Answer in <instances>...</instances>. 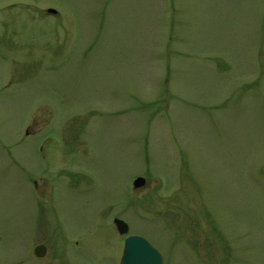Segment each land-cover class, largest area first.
I'll return each instance as SVG.
<instances>
[{
	"label": "rangeland",
	"instance_id": "374dc122",
	"mask_svg": "<svg viewBox=\"0 0 264 264\" xmlns=\"http://www.w3.org/2000/svg\"><path fill=\"white\" fill-rule=\"evenodd\" d=\"M115 217L264 264V0H0V264H118Z\"/></svg>",
	"mask_w": 264,
	"mask_h": 264
},
{
	"label": "water",
	"instance_id": "95a60500",
	"mask_svg": "<svg viewBox=\"0 0 264 264\" xmlns=\"http://www.w3.org/2000/svg\"><path fill=\"white\" fill-rule=\"evenodd\" d=\"M47 12L54 14V9H47ZM144 184L143 177H136L132 181V186L137 188ZM112 222L117 232L124 235L122 252L118 264H162L161 253L141 235L128 234L127 223L114 218Z\"/></svg>",
	"mask_w": 264,
	"mask_h": 264
}]
</instances>
